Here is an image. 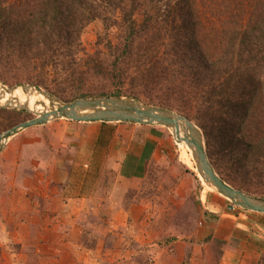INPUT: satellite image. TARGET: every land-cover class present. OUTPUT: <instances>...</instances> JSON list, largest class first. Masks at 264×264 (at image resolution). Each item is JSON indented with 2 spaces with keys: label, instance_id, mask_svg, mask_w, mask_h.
I'll return each mask as SVG.
<instances>
[{
  "label": "trees",
  "instance_id": "trees-1",
  "mask_svg": "<svg viewBox=\"0 0 264 264\" xmlns=\"http://www.w3.org/2000/svg\"><path fill=\"white\" fill-rule=\"evenodd\" d=\"M20 1L15 0V5ZM144 1L39 0L14 7L0 0V70L26 75L11 85L24 82L41 87L44 76L52 72L59 78L83 76L84 72L70 65H76L75 50L81 46L83 31L98 19L107 28L118 27L124 32L122 53L109 67L111 74L118 79L137 74L136 79L149 82L155 78L148 84L154 89L160 86L154 73L163 67L161 74L182 79L178 84L168 83V89L198 105L196 118L188 109L185 112L201 121L209 157L227 159L211 161L221 179L236 190L264 199V0H210L209 5L203 1L204 6L218 5L223 11L208 17L205 11L204 18L199 0H176L164 12L153 0L156 13L153 9L149 13ZM213 17L221 22L210 28L204 21ZM204 27L208 29L205 34ZM66 60L67 65L62 64ZM0 80L10 84L2 76ZM121 96L116 92L94 98ZM147 102L172 109L150 97ZM24 115L29 116L25 111L0 108V135ZM111 178L107 174L104 181ZM137 194L129 189L120 198L124 205L133 199L139 203Z\"/></svg>",
  "mask_w": 264,
  "mask_h": 264
},
{
  "label": "crops",
  "instance_id": "crops-1",
  "mask_svg": "<svg viewBox=\"0 0 264 264\" xmlns=\"http://www.w3.org/2000/svg\"><path fill=\"white\" fill-rule=\"evenodd\" d=\"M44 127L22 131L0 146V264L264 260V214L231 210L211 196L195 233L163 243L145 223L150 203L133 199L124 205L121 194L139 190L147 166L158 158V139L142 136L152 126L68 121ZM178 153L193 168L190 151L179 144ZM107 174L112 178L105 182Z\"/></svg>",
  "mask_w": 264,
  "mask_h": 264
},
{
  "label": "rangeland",
  "instance_id": "rangeland-1",
  "mask_svg": "<svg viewBox=\"0 0 264 264\" xmlns=\"http://www.w3.org/2000/svg\"><path fill=\"white\" fill-rule=\"evenodd\" d=\"M4 1L8 2L7 5L14 4L12 5L14 7L18 5L20 6V4L27 6L28 2H30V5H32V1L39 2V0H21L19 2L20 4L15 5V0ZM146 1L147 2L144 1V6L147 5L146 8H149V13L152 9V12L156 13L157 6L155 4H152V2H154L155 0ZM156 1L159 9H162V11L164 12L168 10V5L175 2L176 0ZM203 1H205L207 5H209V3H212L210 0H199V7L201 8L199 13L201 14L202 18H204L205 16V11L207 17L213 15V12H215L216 14H220L223 12L222 10H218V8H216L218 5L215 6L216 9L207 5L204 6ZM30 9L31 8L28 7L27 11H25V14H27ZM142 18V15H140V21L142 20ZM217 21H220L219 18L213 17L204 22L206 26L209 25L211 28L216 27L214 26V24H219ZM207 31L208 29L204 27L202 33L205 34L207 33ZM122 33L124 32L118 27L107 28L103 20L98 19L90 23L83 31L80 38L81 46L76 48L75 50L78 53L75 54L76 65L73 66L72 63L70 64L72 68L78 70L76 72H84L83 76L79 77V75H76L77 78H70L67 75L59 78L57 74H54L52 72L50 75L44 76V86L38 87L54 96L59 101L68 103L74 102L71 101L74 99H81L82 95H89L94 98L102 94L110 95L116 92H121V97L136 98L144 104L161 107L159 105L148 104L147 98L150 97L153 101L159 104H166L172 107V109L169 110L187 116L200 128L201 121L199 119L197 120L189 117L185 112V110L188 109L189 112H192V115H194V117L196 118L197 112L194 108H197L198 105H194L193 102H187L177 92H174L172 89H168V83L178 84L177 81H181L182 79L177 80L175 77H172V75L161 74L162 72H164V67L161 70H156L154 73L155 76H158L156 80H158V83L160 84V86L156 87V89H154L155 87L148 86V84L153 82L155 78L153 79V81L149 82L136 79L135 77H137V74H134V78L129 75L120 79L111 74L109 67H112L113 63L116 61V56L122 53ZM212 33L214 34L213 31ZM213 34L211 35L213 36ZM67 62L68 61L66 60L62 64L65 63L64 65H67ZM133 65L135 64L133 63ZM103 68H105L106 71H101ZM17 74L18 76H16ZM0 76L6 79L10 84L6 83L4 80H0V82L10 88L18 87L21 85L37 86L33 83L24 82L17 85H11V83H14L15 81L20 80L21 82L22 80H24L26 78V75H24V73H10L9 71L0 70ZM140 84H144L146 86H140ZM16 93L20 96V98H24L23 92L20 89ZM135 93L136 95H131ZM137 95L140 96V98ZM12 99L13 98L8 97L6 98V101L13 102ZM37 100H42V102H44L45 104H48V100L45 99L44 96H40L38 98L29 97V108L36 111L37 113H40L42 111V108L40 106L36 107ZM173 108L177 110H174ZM178 110H183L184 113H182L181 111L179 112ZM27 113L29 114V116H21L17 125L27 122L36 117L35 114H32L30 112ZM54 122L64 123L68 121L58 120ZM182 124V131L176 130V134V131L174 129V136L170 130L160 126H152V128L148 127V129H146V131L144 132V135H142L145 137V134L148 133L147 135L151 134L154 136L152 137V139H158L155 146L156 148H154L155 151H158V158H154V160L151 162L148 177L144 183H141L139 190H137L138 194L136 198L137 201L143 204L150 203L152 205L150 212L147 214L150 215L149 219H145V223L149 224V230L157 233L159 240H161V242L163 243L165 241L184 240L195 233V231L201 227L203 220L208 212L207 202H209L208 199L211 196H217L221 198L226 205H231L230 201L219 195L212 188L204 185L201 181L198 174L199 172L197 169V162L195 160L194 154L191 148H189L188 144L184 141L185 137L189 134V130L185 123ZM46 125L35 128L43 130V128H45L44 126ZM147 135L144 140L147 139ZM179 144H182L190 151L191 157L194 162L193 168L185 166L180 161L178 153ZM5 146L7 145H4L2 149ZM209 158L212 162L216 161L217 163L227 161L226 158L213 159L211 158V156ZM219 159H222V161H219ZM115 183V186L117 187L120 185V183L118 182ZM121 189V192H124L126 190V188L124 187ZM137 233L139 235L143 234L139 230L137 231ZM134 235H136L135 232ZM143 237H147V235H144ZM261 264H264V260L261 262Z\"/></svg>",
  "mask_w": 264,
  "mask_h": 264
},
{
  "label": "water",
  "instance_id": "water-1",
  "mask_svg": "<svg viewBox=\"0 0 264 264\" xmlns=\"http://www.w3.org/2000/svg\"><path fill=\"white\" fill-rule=\"evenodd\" d=\"M19 89L23 92V99L16 93ZM40 96H44L48 100V104H45L42 100H37L36 107L40 106L42 108V111L37 113L29 108V97L38 98ZM8 97L13 98V102L6 101ZM0 108L18 109L36 115L35 118L2 133L0 135V146L6 144L22 131L58 120L79 123H124L160 126L170 130L173 136L174 129H178L182 123H185L189 134L184 141L194 154L198 174L203 184L230 201L229 209L231 210L238 207L245 211L264 214V199L236 190L221 179L209 158L203 131L187 116L169 109L144 104L140 100L131 97L84 98L69 103L62 102L38 86L21 85L10 88L2 82H0Z\"/></svg>",
  "mask_w": 264,
  "mask_h": 264
},
{
  "label": "bare ground",
  "instance_id": "bare-ground-1",
  "mask_svg": "<svg viewBox=\"0 0 264 264\" xmlns=\"http://www.w3.org/2000/svg\"><path fill=\"white\" fill-rule=\"evenodd\" d=\"M181 127H183V124H181V126H179L178 129L176 128V130L182 131Z\"/></svg>",
  "mask_w": 264,
  "mask_h": 264
}]
</instances>
